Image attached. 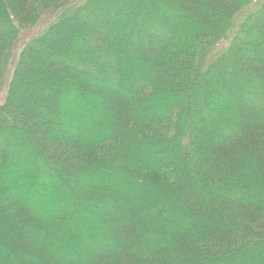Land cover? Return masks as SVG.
<instances>
[{
	"label": "trees",
	"instance_id": "obj_1",
	"mask_svg": "<svg viewBox=\"0 0 264 264\" xmlns=\"http://www.w3.org/2000/svg\"><path fill=\"white\" fill-rule=\"evenodd\" d=\"M257 1L0 0V264H264ZM77 92L98 135L67 116ZM41 179L92 213L81 252Z\"/></svg>",
	"mask_w": 264,
	"mask_h": 264
},
{
	"label": "rangeland",
	"instance_id": "obj_2",
	"mask_svg": "<svg viewBox=\"0 0 264 264\" xmlns=\"http://www.w3.org/2000/svg\"><path fill=\"white\" fill-rule=\"evenodd\" d=\"M80 1V0H78ZM247 0H244L246 2ZM261 0H258L257 3H259ZM49 16H46L45 18H48ZM42 24L37 26V31L40 29V26ZM159 92H166L163 94V97H159L158 99L156 98V101L154 103L156 105H160L161 103L167 104L173 102L175 100V94L169 92V89L165 87H160L158 88ZM71 101H67L70 108V111L67 113L68 118H73L76 119V123L79 126V128L82 126H85L87 130L90 131L92 135H98L104 130V123L105 120L107 119L105 116V112L101 106L100 101L96 98L93 97L92 95L89 94H84L81 92H77L76 98ZM152 103L148 105L150 109L154 108ZM75 122V121H74ZM153 150V151H152ZM148 153L144 152V154L140 155L141 161H154L158 157V153L156 152L155 149H152ZM142 153V152H141ZM139 152V154H141ZM27 156V154H26ZM30 154L25 157L24 159L27 161H30ZM139 158V159H140ZM151 159V160H150ZM32 167H37L36 165H32ZM31 167V169H33ZM16 176L18 183L21 181V177ZM42 177V176H41ZM34 181V180H33ZM22 182V181H21ZM35 182V181H34ZM59 182L61 183V180L59 179ZM36 183V184H35ZM32 184L28 191H37L38 192H44L45 196V203H48L49 200L52 201V197L54 201H58L61 203L65 202L67 203L66 205V210L63 211L64 218H66L67 224L69 227H71V230L67 232V234L63 237H61V242L67 248L68 250H76L81 252L84 247L86 246V233H89L91 230L90 229H96L97 231L99 228H97L96 223H93V220H90L91 218V212H85L79 208L78 202L76 200V196L74 191L71 189V181L68 180L67 185H61L55 186V187H45L42 189V186L45 185L44 181L39 180ZM22 184H25L23 182ZM27 185V184H26ZM62 188H61V187ZM122 188L128 192H135L137 196H144V192H146V189L141 187V189L138 187H135L134 184H121ZM72 190V191H71ZM142 190V191H141ZM73 201V202H72ZM44 202H38L37 205H34V208H43L45 206ZM72 204V205H71ZM43 206V207H41ZM85 212V213H84ZM94 212V211H92ZM94 215V213H93ZM46 218V217H45ZM95 230V231H96ZM0 260L1 262H4V255L2 256L0 253Z\"/></svg>",
	"mask_w": 264,
	"mask_h": 264
}]
</instances>
